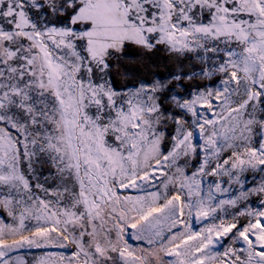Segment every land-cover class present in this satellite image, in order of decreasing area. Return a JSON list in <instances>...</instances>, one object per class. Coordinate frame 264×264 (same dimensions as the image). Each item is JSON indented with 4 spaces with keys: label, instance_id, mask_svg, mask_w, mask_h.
Here are the masks:
<instances>
[{
    "label": "snow or ice",
    "instance_id": "1",
    "mask_svg": "<svg viewBox=\"0 0 264 264\" xmlns=\"http://www.w3.org/2000/svg\"><path fill=\"white\" fill-rule=\"evenodd\" d=\"M0 264H264V0H0Z\"/></svg>",
    "mask_w": 264,
    "mask_h": 264
},
{
    "label": "trees",
    "instance_id": "2",
    "mask_svg": "<svg viewBox=\"0 0 264 264\" xmlns=\"http://www.w3.org/2000/svg\"><path fill=\"white\" fill-rule=\"evenodd\" d=\"M158 63H163L162 61H157ZM124 63L126 64V65H128V64H130L131 62L130 61H124ZM167 68H165V67H160V68H158V69H154V71H158L161 75H166V73H167ZM115 80H116V83H117V85H119L120 83H121V80H122V78L121 77H115ZM255 200H258V198L257 197H253V199H252V201H255ZM253 204H254V202H253Z\"/></svg>",
    "mask_w": 264,
    "mask_h": 264
},
{
    "label": "rangeland",
    "instance_id": "3",
    "mask_svg": "<svg viewBox=\"0 0 264 264\" xmlns=\"http://www.w3.org/2000/svg\"><path fill=\"white\" fill-rule=\"evenodd\" d=\"M248 175H249V177H251V173H249ZM249 182H251V181H249ZM251 199H253V197H252ZM253 202H254V204H253ZM252 205H253V206H258V200L252 201ZM5 219H7L6 216H5ZM31 251H32V252H36V253L39 252V250H31Z\"/></svg>",
    "mask_w": 264,
    "mask_h": 264
}]
</instances>
